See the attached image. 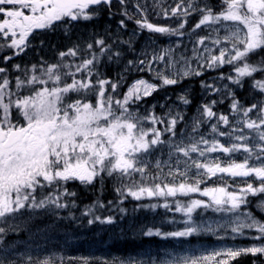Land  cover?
Masks as SVG:
<instances>
[{
    "label": "snow or ice",
    "instance_id": "1",
    "mask_svg": "<svg viewBox=\"0 0 264 264\" xmlns=\"http://www.w3.org/2000/svg\"><path fill=\"white\" fill-rule=\"evenodd\" d=\"M128 204L171 246L67 260L264 264V0H0V264Z\"/></svg>",
    "mask_w": 264,
    "mask_h": 264
},
{
    "label": "rangeland",
    "instance_id": "2",
    "mask_svg": "<svg viewBox=\"0 0 264 264\" xmlns=\"http://www.w3.org/2000/svg\"><path fill=\"white\" fill-rule=\"evenodd\" d=\"M161 212L163 210H160ZM142 215L144 217H142ZM153 222V215L140 214L139 212L135 215L130 216L123 222L119 227L112 228L107 231L100 229H73V228H59L56 232L50 233V239L42 241V247L45 251L51 252L54 256L65 257L64 264L66 263H77L79 261H68V256H105L109 258H124L129 256H135L137 253L144 251L145 249L152 248L157 249L163 246H171V242L161 241L158 239L155 243L150 246H143L138 250H134L127 255H118L111 251V246L115 245L121 240L129 238H146L138 234L134 235L135 230L143 224H151ZM40 223H47V221H41ZM165 227H168L167 225ZM64 230V231H63ZM194 241L186 242L190 243L192 247H206L211 249L217 246L219 241H216L211 236L196 237ZM209 239V240H207ZM237 243H239L237 241ZM242 244V243H240Z\"/></svg>",
    "mask_w": 264,
    "mask_h": 264
},
{
    "label": "trees",
    "instance_id": "3",
    "mask_svg": "<svg viewBox=\"0 0 264 264\" xmlns=\"http://www.w3.org/2000/svg\"><path fill=\"white\" fill-rule=\"evenodd\" d=\"M105 23L106 22H102L100 25H98V27L102 30ZM185 84H187V81L185 82ZM181 87H183V86H181ZM178 90H180L179 87L176 89V91H178ZM160 95L162 96L163 93H161ZM75 190L79 194V201L78 202L81 203L82 205L90 203L94 199L95 192H93L91 190L85 189L83 187H77ZM103 191H104V199L107 200V199L113 198L112 188H111L110 184H107L104 187ZM127 207L129 208V211L131 212L132 204H128ZM254 211H255V209H254ZM139 213L145 214V216H148L151 214V213H147V212H143V211H141ZM256 215L260 216V212L256 211ZM142 217H144V216L142 215ZM191 239L194 240V238H191ZM156 241H158L157 238H151V239L150 238H141V239L129 238V239H124V240L119 241L118 243L111 246L110 248H111V251L114 252L115 254L124 256V255H127L134 250H138V249L142 248L145 245L153 244ZM244 243H247V242L244 241ZM252 259L253 258H251L249 256H242L241 258H239L238 264H252ZM67 264H77V263L70 262Z\"/></svg>",
    "mask_w": 264,
    "mask_h": 264
},
{
    "label": "bare ground",
    "instance_id": "4",
    "mask_svg": "<svg viewBox=\"0 0 264 264\" xmlns=\"http://www.w3.org/2000/svg\"><path fill=\"white\" fill-rule=\"evenodd\" d=\"M64 231V230H63ZM239 243L245 244L244 241H239Z\"/></svg>",
    "mask_w": 264,
    "mask_h": 264
}]
</instances>
